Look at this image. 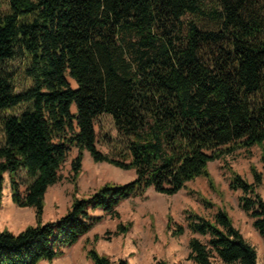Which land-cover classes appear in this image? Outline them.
<instances>
[{
  "label": "trees",
  "instance_id": "1",
  "mask_svg": "<svg viewBox=\"0 0 264 264\" xmlns=\"http://www.w3.org/2000/svg\"><path fill=\"white\" fill-rule=\"evenodd\" d=\"M103 115L127 143L115 157L98 148ZM254 147L264 169V0H0V206L9 174L13 203L36 215L18 233L0 230V264L62 257L103 220L92 209L120 219L119 205L150 188L173 196L204 178L218 192L209 164ZM72 148L75 193L85 152L137 177L74 194L65 215L44 222L46 193ZM227 169L230 189L242 193L240 206L264 239V173L251 164V183ZM184 215L186 226L169 214L167 229L175 238L193 234L194 264H258L225 209L212 218L190 209ZM132 226L119 223L107 239ZM87 258L129 264L95 248Z\"/></svg>",
  "mask_w": 264,
  "mask_h": 264
},
{
  "label": "rangeland",
  "instance_id": "2",
  "mask_svg": "<svg viewBox=\"0 0 264 264\" xmlns=\"http://www.w3.org/2000/svg\"><path fill=\"white\" fill-rule=\"evenodd\" d=\"M5 7V6H4ZM74 88L77 84L70 80ZM22 74L18 73L16 86L17 91L23 88ZM75 111V108L73 109ZM96 131L98 134V148L103 153L115 157L118 150L126 148V141L118 135L114 122L109 115H103L97 120ZM109 136V140L105 136ZM78 150L72 148L66 163L60 171L61 180L50 188L45 200L43 221H54L62 216L71 206L73 195L87 197L98 190L107 182H115L111 179L102 181L103 184L97 189L91 185V171L95 169L106 171L107 164L94 162L88 152L84 153L83 169L77 181V192L71 182L72 160L77 156ZM256 165L260 172L264 173L261 163V149L254 147L251 155L247 152L227 156L209 164V170L216 182L218 192L212 191L204 178H198L188 184L187 189L182 190L173 197H161L149 192L144 198H137L119 209L120 219L108 217L106 221L98 224L93 231L82 239L80 246L75 252H68V256L54 263L42 264H92L87 258L86 252L95 248L99 253L107 255L113 262L126 259L129 264H158L164 261L166 264H194L188 260L189 241L193 234L187 232L178 238L172 236L167 229L168 215L170 214L175 223L186 226L184 211L193 210L207 218H212L218 208L225 209L230 214L234 226L241 232L243 237L255 247L258 254V264H264V239L254 228L253 219L240 206V191L230 189V173L228 167L239 172L248 182H253L250 165ZM24 188V187H23ZM190 192H200L207 200L214 204V208L208 209ZM264 199V183L258 189ZM132 222L131 230L123 235H113L107 239L108 232H115L119 223ZM36 223L35 210L33 208H19L12 201L10 177L5 174V187L2 204L0 206V230L8 229L18 233L29 225ZM203 241L206 238L198 236ZM98 238V239H96ZM135 248L127 251V246ZM98 247V249L96 248ZM215 264H222L218 259Z\"/></svg>",
  "mask_w": 264,
  "mask_h": 264
},
{
  "label": "crops",
  "instance_id": "3",
  "mask_svg": "<svg viewBox=\"0 0 264 264\" xmlns=\"http://www.w3.org/2000/svg\"><path fill=\"white\" fill-rule=\"evenodd\" d=\"M77 149V148H76ZM90 155V154H89ZM91 156V155H90ZM92 158V157H91ZM93 159V158H92ZM95 162V161H94ZM83 164H84V162H83ZM99 164H103V163H99ZM104 164H107L108 166V168L109 169H107L106 171H99V170H97V169H95L94 171H91V177H92V179H91V185H96L97 186V189L101 186V184H103V182L102 181H106V180H108V179H111V180H113V181H115L114 183H117V184H125V183H128V182H130V181H132V180H134L136 177H137V174H136V171L135 170H123V169H121V168H118V167H115V166H113V165H110V164H108V163H104ZM9 175V174H8ZM59 183V182H58ZM57 183V184H58ZM191 183V182H190ZM57 184H55V185H53V186H51L50 188H52V187H54V186H56ZM189 184V183H188ZM187 187H188V185H187ZM49 188V189H50ZM49 189H48V191H49ZM187 189V188H186ZM183 190H185V189H183ZM48 191H47V193H48ZM182 191V190H181ZM180 191V192H181ZM149 192H153L154 194L153 195H158V196H161V197H173V196H176V195H178L179 193H177L176 195H173V196H167V195H163V194H160V193H157L156 191H155V189L154 188H150L147 192H146V194H145V196L144 197H146V195L149 193ZM47 193H46V195H47ZM190 194L191 195H193V196H195L194 194H192V192H190ZM143 197V198H144ZM196 197V196H195ZM137 198H141V197H132V198H129L128 200H126V201H124L123 203H121L120 205H119V207H118V212H119V209L121 208V207H123L124 205H125V208H126V211H127V204H129L130 203V201H132V200H134V199H137ZM197 198V197H196ZM45 200H46V196H45ZM198 200V199H197ZM199 201V200H198ZM200 202V201H199ZM70 208V207H69ZM187 210V209H186ZM68 211V210H67ZM67 211L63 214V215H65L66 213H67ZM120 214H121V212H119ZM91 214L93 215V216H95V217H99V218H102L103 220L100 222V223H102V222H104V221H106V219L108 218V217H110V218H112V219H115V218H113L111 215H109V214H107L103 209H101V208H97V209H92L91 210ZM62 215V216H63ZM62 216H60V217H62ZM185 216V215H184ZM60 217H58L57 219H59ZM120 218H121V215H120ZM56 219V220H57ZM56 220H54V221H56ZM99 223V224H100ZM185 223H186V220H185ZM98 225V224H97ZM96 225V226H97ZM95 226V227H96ZM94 227V228H95ZM93 228V229H94ZM93 229L87 234V235H85V236H83L81 239H80V241L76 244V245H74V246H72V247H70V248H67L66 249V251H65V254L62 256V257H60V258H57V259H55L54 261H52V262H48V263H54L55 261H59V260H62V259H64V258H66L67 256H68V252H75V251H77V249H78V247L80 246V243L82 242V239L83 238H85V237H87L92 231H93ZM189 231V230H188ZM187 232V231H186ZM124 236V235H123ZM97 249H98V247H96ZM129 250H131V251H134L135 250V248H132V247H130V245H128L127 246V251H129ZM86 255H87V252H86ZM91 262V261H90ZM42 263H46V261L45 262H42ZM41 263V264H42ZM92 263V262H91Z\"/></svg>",
  "mask_w": 264,
  "mask_h": 264
}]
</instances>
